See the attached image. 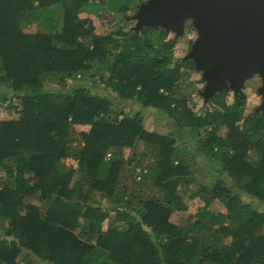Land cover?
Segmentation results:
<instances>
[{"label":"trees","instance_id":"trees-1","mask_svg":"<svg viewBox=\"0 0 264 264\" xmlns=\"http://www.w3.org/2000/svg\"><path fill=\"white\" fill-rule=\"evenodd\" d=\"M136 1L0 0V264H264V209L240 192L264 201V112L227 90L196 112L194 62L164 27L126 26ZM55 14L59 29L24 30L39 17L56 27ZM120 99L172 116L221 176L186 191L198 179L175 131L147 128ZM196 197L187 222L170 219ZM215 199L227 210L208 208Z\"/></svg>","mask_w":264,"mask_h":264},{"label":"water","instance_id":"water-1","mask_svg":"<svg viewBox=\"0 0 264 264\" xmlns=\"http://www.w3.org/2000/svg\"><path fill=\"white\" fill-rule=\"evenodd\" d=\"M132 19L136 30L162 26L176 35L190 20L198 35L183 58L202 72L205 100L222 90L244 92L248 79L259 75L256 110L264 112V0H146Z\"/></svg>","mask_w":264,"mask_h":264},{"label":"rangeland","instance_id":"rangeland-1","mask_svg":"<svg viewBox=\"0 0 264 264\" xmlns=\"http://www.w3.org/2000/svg\"><path fill=\"white\" fill-rule=\"evenodd\" d=\"M143 0H137V2L141 3ZM137 11V10H136ZM135 9L131 8L128 13L124 16L127 17V23L126 26L133 27L136 24V20L132 19V15L136 13ZM82 17H87L93 21V24L95 25V31L96 32H103L105 30H109L111 27L106 21H102L101 19L96 17V14L94 13H89V12H81ZM55 18H58L59 20H53L55 21L58 25L56 27H53L52 24L46 20L44 17H39L38 19L28 22L26 21V24L24 26V30L28 31H36V30H50V29H59L62 26V17L59 16L58 14H55ZM121 20V18H117V21ZM109 25V27H108ZM112 26V25H111ZM107 30V31H108ZM198 33L196 28L192 25L191 21L188 20L186 22L185 26V32L184 34L181 35H176L174 31H171L168 35V37H176V43L174 47L175 51V56L177 58H183L190 50L191 44L193 40L197 37ZM184 59V58H183ZM202 77V72L198 70H193L191 69V76L190 80H195L193 85H189V91L192 94V101L191 104L193 105V108L196 110V112H202L206 108H212L213 104L209 103L205 100L204 96L200 92H195V88H203L205 81L201 80ZM188 83V81H186ZM262 79L259 75H255L254 77L248 79L246 82V86L244 88V92L247 95L246 99V107H245V113L249 114L251 112L257 111L256 107L261 103L262 101V96L261 94L258 93V87L261 85ZM54 86L60 87V84L53 83ZM90 86L92 85V88H95L96 91H100L103 94H107L108 88L104 86V83L101 81H90L88 83ZM95 84V85H94ZM228 96L227 99L228 101H233L234 99V91L230 90L227 91ZM120 98V97H119ZM120 107L124 109L125 114H133L136 111H141L144 115V122L147 128L151 130H156L159 132L163 133H168V132H174V135L178 137L179 142L183 144V146L186 147L188 150V156L191 161V168L194 171V173L197 176L198 180H195L192 182L190 186L187 187L186 191L191 189L192 187L199 186L200 182L204 183H210L211 181L219 178L221 176V173L211 165L209 162L208 158L204 156L202 153L199 152L197 149V138L191 136L189 133V130L183 131V136L182 134L178 133V127L175 123V119L172 116H166L161 112L158 111L157 108L152 107V106H143L141 103L138 101H132V100H123L120 99ZM3 111V115H8L7 110H5L3 107L1 108ZM15 114V113H14ZM16 115V114H15ZM75 128L77 130H87L89 128V125L87 124H76ZM226 128L221 129V133H225ZM204 130H202L203 133ZM182 137V138H181ZM143 143H138L134 147H126L125 148V154L126 156L131 155L134 151L137 153H141L143 150ZM148 159V158H147ZM147 160L143 162L142 167H146ZM66 163L74 168H77L79 165L78 159L75 158L74 156H69L66 159ZM135 174L139 173L141 169H136L134 170ZM181 191L184 190V188L180 189ZM242 192L241 195L244 196V199L246 201L251 202L254 205L259 204L258 206L261 207V209H264V201H261L255 197H252L251 194L245 192V191H240ZM34 201L42 206H44V202L39 199L38 196L35 197ZM106 202V201H104ZM204 206V200L200 199L199 197H196L192 199L189 203V208L187 212L185 211H180V210H174L171 215L170 219L174 222H187L188 221V214L190 212H195L199 207ZM210 209H218L222 211H226V206L224 203H222L219 199H215L210 203L208 206ZM190 217V216H189ZM5 223V220H3ZM0 236L4 233L2 227H0Z\"/></svg>","mask_w":264,"mask_h":264},{"label":"clouds","instance_id":"clouds-1","mask_svg":"<svg viewBox=\"0 0 264 264\" xmlns=\"http://www.w3.org/2000/svg\"><path fill=\"white\" fill-rule=\"evenodd\" d=\"M139 178V177H138Z\"/></svg>","mask_w":264,"mask_h":264}]
</instances>
